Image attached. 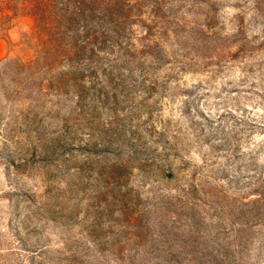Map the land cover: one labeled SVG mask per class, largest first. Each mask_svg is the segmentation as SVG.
Masks as SVG:
<instances>
[{
	"label": "rangeland",
	"instance_id": "rangeland-1",
	"mask_svg": "<svg viewBox=\"0 0 264 264\" xmlns=\"http://www.w3.org/2000/svg\"><path fill=\"white\" fill-rule=\"evenodd\" d=\"M235 2L217 0L222 35L244 5ZM5 14L12 12H0V264H120L134 240L135 211L153 212L165 198L190 197L218 228L229 227L227 212L247 219L252 178L264 175V24L252 11L245 34L220 37L213 58L198 50L188 66L156 68L171 76L152 94L148 81L130 80L111 88L115 98H99L90 79L81 114L75 106L71 113L59 109L67 96L52 85L25 81L20 64L34 58L32 21ZM92 134L102 139L98 147L120 151L80 148ZM53 138L60 142L52 153ZM67 143L76 148L64 149ZM207 145L213 150L204 160L200 147ZM158 164L173 176L163 178Z\"/></svg>",
	"mask_w": 264,
	"mask_h": 264
},
{
	"label": "trees",
	"instance_id": "trees-1",
	"mask_svg": "<svg viewBox=\"0 0 264 264\" xmlns=\"http://www.w3.org/2000/svg\"><path fill=\"white\" fill-rule=\"evenodd\" d=\"M236 2L244 5L234 14L233 27L223 35L217 0H0V12H12L3 15L7 19L22 15L32 21L29 40L34 58L20 64L29 73L25 81L30 84L35 77L39 78V89L52 85L59 96H67L57 107L66 108L67 113L78 107L77 114H81L87 111L83 109V100L90 79L98 87L99 98H115L111 88L130 80H139L141 85L148 81L152 94L160 79L171 76L155 71L164 63L188 66L195 61L194 53L198 50L211 51L210 58L216 56L220 37L240 40L247 31V11H252L253 19L264 24V0ZM167 47L172 50L170 56ZM176 51H182L181 60ZM189 53L192 57L187 60ZM103 87L105 92H101ZM68 118L63 119L62 133L68 132ZM101 140L89 135L80 148L89 153L120 151L98 147ZM55 142H60V138L51 140L52 153L56 150ZM72 144L67 143L64 149L76 148ZM207 146L208 151L200 147L204 160L205 151L209 154L213 150L212 145ZM112 169L120 170L118 166ZM157 169L163 178L173 176L162 173L160 164ZM251 183L253 197L247 202V219L237 221L236 213L227 212L223 221L228 228L220 224L218 228L217 223L209 225L190 197L160 196L155 211L148 207L137 209L131 223L134 240L124 247L129 256L120 264H264L263 172L255 173ZM224 230L230 234L225 235Z\"/></svg>",
	"mask_w": 264,
	"mask_h": 264
}]
</instances>
